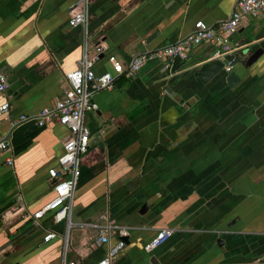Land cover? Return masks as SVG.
<instances>
[{
	"label": "crops",
	"instance_id": "obj_1",
	"mask_svg": "<svg viewBox=\"0 0 264 264\" xmlns=\"http://www.w3.org/2000/svg\"><path fill=\"white\" fill-rule=\"evenodd\" d=\"M75 1L0 0V72L8 83L0 103H9L0 136L10 144L0 156V208L10 204L0 212V264H60L64 221L53 222L50 212L37 220L29 214L51 198L46 170L68 130L32 122L11 128L9 121L60 97L62 75L81 54L82 29L67 24ZM233 1L90 0L86 41L104 47L94 72H112L108 55L125 65L140 51L184 36L195 21L207 26L226 18ZM231 39L249 43L231 68L239 77L232 89L223 74L205 84L192 75L212 51L201 44L169 69L165 60H149L134 77L120 75L93 96L97 109L86 115L88 148L71 201L68 259L95 264L123 241L111 234L99 243L84 226L107 219L125 226L128 240L108 264H151L150 257L157 264H264V13L242 20ZM257 47L261 55L244 67ZM142 203L147 208L140 212ZM162 228L174 231L142 250ZM48 229L57 235L44 242Z\"/></svg>",
	"mask_w": 264,
	"mask_h": 264
},
{
	"label": "built area",
	"instance_id": "obj_2",
	"mask_svg": "<svg viewBox=\"0 0 264 264\" xmlns=\"http://www.w3.org/2000/svg\"><path fill=\"white\" fill-rule=\"evenodd\" d=\"M90 0H76L70 7L67 24L69 26H80L82 29L81 54L76 66L70 71L63 73L64 88L61 95L50 106L43 107L35 113L20 114L14 120H10V127L13 128L25 122H32L36 126H43L46 123H57L68 130V134L62 143V150L56 157L55 164L46 170L47 180L50 184L51 198L39 209L29 214L33 220L41 218L50 212L52 221H64V232L59 235L60 264H76L66 257L67 231L70 226L69 214L71 209L72 196L79 176L80 159L88 148V128L86 126V115L97 109L93 96L103 90L112 87L114 80L122 75L126 78L134 77L137 71L149 60L162 59L166 61L168 69L175 60H185L193 47L201 44L212 46L209 61L219 59L223 62L222 71L227 73L230 70L228 65L231 59L227 56L238 52L245 44L232 41V36L237 32L242 20L246 17H257L264 13V0H234L229 15L210 25H203L201 21H195L192 29L184 36L175 41L140 51L128 59L123 65L114 56L108 55L112 72L104 71L96 74L93 64L99 59L103 46L98 41L91 45L87 44L86 25L89 19L88 4ZM7 76L0 72V94L7 89ZM9 103L3 100L0 103V115L7 117ZM10 152V144L6 137L0 136V156ZM4 163L12 165L10 156L4 158ZM102 219V217H99ZM87 226L96 231V241L106 243L111 234L126 237L127 228L113 221H94L86 223ZM173 228L159 229L156 235L148 242L140 245L145 252H150L154 247L167 239ZM56 233L48 229L45 231L42 240L44 242L56 237ZM119 240L110 247L105 256L95 264H108L115 253L123 246Z\"/></svg>",
	"mask_w": 264,
	"mask_h": 264
},
{
	"label": "water",
	"instance_id": "obj_3",
	"mask_svg": "<svg viewBox=\"0 0 264 264\" xmlns=\"http://www.w3.org/2000/svg\"><path fill=\"white\" fill-rule=\"evenodd\" d=\"M146 41H148V39H146ZM248 44L249 43H246L245 46L239 48V52L241 54L240 55H235L234 58L229 61L228 65H229L230 69L233 68L234 65L237 62H239L240 57L246 53ZM261 53H262V48L261 47H257L256 49H254L247 57H245V59L243 61V66L244 67L250 66L261 55ZM100 56L101 55H99V57ZM222 66H223V62L221 60H219V59L207 61V62L202 63L201 65H199V67H197L192 72V75L195 78H197L201 83L205 84L209 80L213 79L214 77L220 76V75L223 74V76H222L223 83L229 89H232L239 82V77L237 76V74L233 70H230L227 73L223 72L222 71ZM9 205L10 204L5 205L2 208H0V212H2L4 209H6ZM146 208H147V205L145 203H142L141 206H140V212H142ZM121 239L124 242H128V240H127V238L125 236L121 237ZM149 262L151 264H157V262L154 260L153 257H150Z\"/></svg>",
	"mask_w": 264,
	"mask_h": 264
},
{
	"label": "rangeland",
	"instance_id": "obj_4",
	"mask_svg": "<svg viewBox=\"0 0 264 264\" xmlns=\"http://www.w3.org/2000/svg\"><path fill=\"white\" fill-rule=\"evenodd\" d=\"M251 36H252L251 34H249V35L246 34V35H245V37H246L247 39L251 38ZM238 53H239V55L241 54L240 52H238ZM243 54H244V53H243Z\"/></svg>",
	"mask_w": 264,
	"mask_h": 264
},
{
	"label": "flooded vegetation",
	"instance_id": "obj_5",
	"mask_svg": "<svg viewBox=\"0 0 264 264\" xmlns=\"http://www.w3.org/2000/svg\"><path fill=\"white\" fill-rule=\"evenodd\" d=\"M230 70H231V69H230ZM230 70H229V71H230Z\"/></svg>",
	"mask_w": 264,
	"mask_h": 264
}]
</instances>
